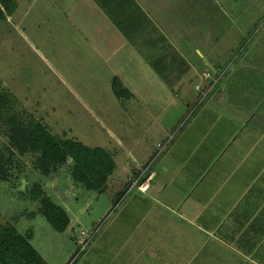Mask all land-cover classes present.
Listing matches in <instances>:
<instances>
[{
  "label": "crops",
  "instance_id": "obj_1",
  "mask_svg": "<svg viewBox=\"0 0 264 264\" xmlns=\"http://www.w3.org/2000/svg\"><path fill=\"white\" fill-rule=\"evenodd\" d=\"M15 1L16 11L0 22L23 31L57 82L68 88L92 84L94 101L85 110L95 115L106 139L68 138L113 156L116 167L104 192L114 190L113 207L127 201L108 230L90 241L89 264H264V55L256 47L237 66L231 62L246 30L235 21L236 37L207 27L188 33L166 19L173 0ZM258 46L264 50V37ZM217 79L200 108V97ZM114 82L126 97L116 96ZM100 94L107 103L97 102ZM73 96L83 102L77 92ZM54 109L49 114L61 110ZM133 136L143 145L129 163L125 140ZM154 158L147 193L127 194ZM72 165L70 160L49 178L39 177L45 193L69 215L65 232L78 217L70 215L71 196L78 200L80 188L86 191L74 182ZM67 177L70 192L59 198Z\"/></svg>",
  "mask_w": 264,
  "mask_h": 264
},
{
  "label": "rangeland",
  "instance_id": "obj_2",
  "mask_svg": "<svg viewBox=\"0 0 264 264\" xmlns=\"http://www.w3.org/2000/svg\"><path fill=\"white\" fill-rule=\"evenodd\" d=\"M216 1H218L217 7L214 6ZM173 2L175 9H169L164 13L166 19L188 33L196 34L198 28L200 32H203V28L207 27L212 34L223 31L226 37L228 35L232 37L234 32L236 37L237 23L240 24L241 30H246L245 34L241 32V46L237 50L238 55L235 52L231 58L232 64L237 61L233 67L243 61L256 47L260 49L258 55H264V50L258 46L259 40L264 37V0H173ZM222 13H226L232 23H229L225 16L218 18V15H222ZM233 13L234 15H232ZM235 21L237 23H234ZM25 37L23 31H14L8 22H0V86L2 91H11L16 95L18 101L16 100L13 105L15 113L26 121L29 117L41 121L47 120L52 128L51 132L61 137L64 135L76 136L80 141L86 142L91 139H106V132L98 129L100 124L95 122V115L88 114L89 109L85 110L86 105H91L94 101L88 90L93 87L92 84L72 83L71 88H68L66 84L57 82L49 72L45 61L42 60L39 51H36ZM37 43L39 44L38 41ZM211 71L213 70L211 69ZM218 73L220 74L221 71ZM94 85L96 86L98 83H94ZM69 90L73 95L74 92H77L83 98V102L78 98L74 99ZM103 93L105 94L104 91ZM104 94L99 95L100 99L97 102H106ZM90 99L92 102L89 101ZM162 103L168 104L169 102L163 100ZM206 103L207 101L200 108ZM52 108H56L55 111L61 108L64 113H60V110V112H50L51 114H49L48 111ZM104 109L107 110V106ZM108 109L109 111L113 110L110 105H108ZM73 111L82 113L79 115ZM24 112L27 115H24ZM68 112L69 114H67ZM105 114L106 111H103L99 116L104 119ZM112 125L115 126V124ZM8 129L5 121L0 122V156L3 155L4 168L9 175L7 179L0 180V223L10 222L23 235L29 230L32 231L31 244L48 264H89L86 256L90 248L74 260L78 253L76 241L80 237L81 230L90 233L96 226H101V233L105 229L108 230L109 225L127 201L116 208L112 203L113 189H108L104 193H91L80 188L81 195L78 200L75 199L77 196H71L70 200V215L74 217V213L78 214V217L73 218L76 220L73 222L74 227L65 233L56 232L39 212V204L28 200L27 192L32 189V183L39 180V176L36 173L33 174L36 155L20 156L14 150L12 153L9 152L7 149ZM119 133L129 135L128 132ZM174 134L175 132L171 133L172 136ZM133 137L135 140H125L129 142L128 148L131 150L129 152L132 153H128L129 163L132 162V155L137 154L136 149L142 144L137 136ZM164 144L166 142L160 143V147L165 146ZM160 147L157 150H160ZM113 150L116 153H121L125 149L113 148ZM122 158L127 159L125 156ZM138 158L142 161L141 157ZM149 163L150 161L147 166ZM157 163L156 161L154 165L156 166ZM68 182H70L69 177L60 185L57 193L59 198L70 192ZM77 192L75 190V193ZM86 195L88 205H85ZM57 199L55 198L56 201H58ZM108 215H111L107 219L110 220L105 222ZM95 223L96 226H94ZM90 258L93 260V257Z\"/></svg>",
  "mask_w": 264,
  "mask_h": 264
},
{
  "label": "trees",
  "instance_id": "obj_3",
  "mask_svg": "<svg viewBox=\"0 0 264 264\" xmlns=\"http://www.w3.org/2000/svg\"><path fill=\"white\" fill-rule=\"evenodd\" d=\"M16 9L15 0H0V21H6ZM114 91L118 98L127 96L117 82H114ZM16 100L18 101L13 92L2 91L0 86V122L5 121L9 128V152L14 150L20 156L36 155L33 174L36 173L41 178L56 174L71 160L74 182L86 191L104 192L116 167L113 156L103 148L89 147L67 135H55L41 120L29 117L26 121L15 113L13 105ZM24 115L27 114L24 112ZM4 165L1 155L0 180L9 177ZM27 195L28 200L39 204V212L56 232L64 233L68 229L71 223L68 213L52 201L39 180L32 183V189ZM31 238L32 232L23 235L10 222L0 223V264H48L32 246Z\"/></svg>",
  "mask_w": 264,
  "mask_h": 264
},
{
  "label": "built area",
  "instance_id": "obj_4",
  "mask_svg": "<svg viewBox=\"0 0 264 264\" xmlns=\"http://www.w3.org/2000/svg\"><path fill=\"white\" fill-rule=\"evenodd\" d=\"M207 77H210V74L206 75ZM218 84V79L215 80L212 84H210L208 86V88L203 92L202 96L199 99V103L198 106L201 105L205 99L208 97V95L214 90V88L216 87V85ZM198 90H200V87H197ZM165 146L160 147V153L162 151H164L167 148V144H164ZM160 154L157 155V157H159ZM155 162V158L154 160H152V162H150L148 164V166L146 165L145 168L141 169V175L139 176V178L137 180H135L131 186L128 189L127 194L133 192L134 190H138L142 193H147L149 186H150V181L152 180L151 175H149L146 178V174L149 171L150 167L154 164ZM125 198V197H124ZM117 208V207H116ZM101 226L97 227L96 230H94L91 234L87 233L86 231H82L80 233V238L77 241V245H78V253L76 254V257L74 258V260L82 253H84L90 244V241L92 240V238L99 232Z\"/></svg>",
  "mask_w": 264,
  "mask_h": 264
}]
</instances>
